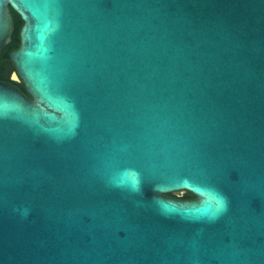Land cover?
<instances>
[{
    "label": "water",
    "instance_id": "obj_1",
    "mask_svg": "<svg viewBox=\"0 0 264 264\" xmlns=\"http://www.w3.org/2000/svg\"><path fill=\"white\" fill-rule=\"evenodd\" d=\"M11 10L0 264H264V0Z\"/></svg>",
    "mask_w": 264,
    "mask_h": 264
},
{
    "label": "trees",
    "instance_id": "obj_2",
    "mask_svg": "<svg viewBox=\"0 0 264 264\" xmlns=\"http://www.w3.org/2000/svg\"><path fill=\"white\" fill-rule=\"evenodd\" d=\"M11 15H12V19H13V32L11 34L10 41L2 48V53L0 55V58H1L0 75H1L2 70H4L5 61L8 62L9 52L11 50H13L14 48H16L18 45L17 32H18L19 26L21 25V20H20L19 16L13 10H11ZM17 88L23 94H25L27 97H29V95L25 92L22 83L17 84ZM166 194L169 196L178 197L181 199H192V198H194V196L191 193L184 191V190L168 192Z\"/></svg>",
    "mask_w": 264,
    "mask_h": 264
},
{
    "label": "flooded vegetation",
    "instance_id": "obj_3",
    "mask_svg": "<svg viewBox=\"0 0 264 264\" xmlns=\"http://www.w3.org/2000/svg\"><path fill=\"white\" fill-rule=\"evenodd\" d=\"M1 53H2V50L0 52V55H1ZM4 64H5L4 70H2V72H1L0 81L8 82L11 85L17 87V84L21 83V81L14 74V67L12 66L11 62L9 61V58H8V62L5 61ZM0 68H1V58H0ZM174 198H178V197H174ZM178 199H181V198H178Z\"/></svg>",
    "mask_w": 264,
    "mask_h": 264
}]
</instances>
